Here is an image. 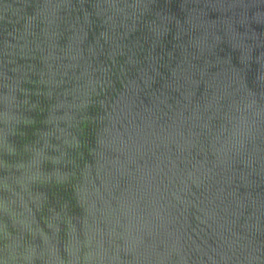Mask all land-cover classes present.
<instances>
[{"label": "water", "instance_id": "95a60500", "mask_svg": "<svg viewBox=\"0 0 264 264\" xmlns=\"http://www.w3.org/2000/svg\"><path fill=\"white\" fill-rule=\"evenodd\" d=\"M0 264H264V0H0Z\"/></svg>", "mask_w": 264, "mask_h": 264}]
</instances>
